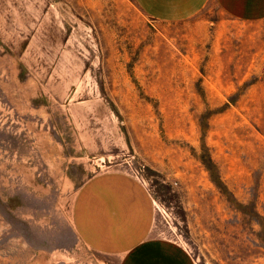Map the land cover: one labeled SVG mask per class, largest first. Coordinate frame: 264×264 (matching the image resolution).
Wrapping results in <instances>:
<instances>
[{"label":"rangeland","instance_id":"obj_1","mask_svg":"<svg viewBox=\"0 0 264 264\" xmlns=\"http://www.w3.org/2000/svg\"><path fill=\"white\" fill-rule=\"evenodd\" d=\"M109 171L195 264H264V19L0 0V264H119L73 223Z\"/></svg>","mask_w":264,"mask_h":264},{"label":"crops","instance_id":"obj_2","mask_svg":"<svg viewBox=\"0 0 264 264\" xmlns=\"http://www.w3.org/2000/svg\"><path fill=\"white\" fill-rule=\"evenodd\" d=\"M148 17L179 22L209 1L242 21L264 19V0H133ZM155 207L146 187L121 172L92 177L81 190L73 223L77 235L93 250L117 253L119 264H195L179 243L152 234Z\"/></svg>","mask_w":264,"mask_h":264}]
</instances>
